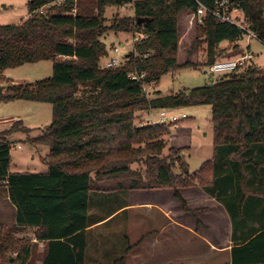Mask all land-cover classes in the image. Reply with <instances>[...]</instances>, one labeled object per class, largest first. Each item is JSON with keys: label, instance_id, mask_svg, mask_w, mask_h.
Instances as JSON below:
<instances>
[{"label": "trees", "instance_id": "obj_1", "mask_svg": "<svg viewBox=\"0 0 264 264\" xmlns=\"http://www.w3.org/2000/svg\"><path fill=\"white\" fill-rule=\"evenodd\" d=\"M58 1L30 0L25 20L0 26V71L53 63L50 78L9 86L11 93L0 95L52 107L51 123L29 144L48 148L45 173H11L7 137L18 130L0 133V192L15 209L17 231L32 229L34 240L43 244L38 259L37 244L28 239L0 238V264H85L90 193L172 189L186 210L178 189L195 181L230 218V264H264V71L249 65L188 91L150 97L145 92L163 75L195 66L177 62L178 15L196 13L198 4L211 10L218 0ZM228 1L264 45V0ZM127 4L133 16L106 25L105 8ZM138 18L150 21L138 24ZM199 24L208 67L218 62L220 43H235L243 35L209 12ZM110 31L146 36L114 68L100 65L108 56L101 39ZM130 74L144 76L134 80ZM197 105L211 107L213 155L190 173L181 158L190 147L186 131L174 127L186 144L170 146L164 156L163 137L170 136V127H137L134 120L137 113ZM135 163L143 165V173L131 170ZM115 180L113 186H101ZM9 254L16 255L12 262Z\"/></svg>", "mask_w": 264, "mask_h": 264}, {"label": "rangeland", "instance_id": "obj_2", "mask_svg": "<svg viewBox=\"0 0 264 264\" xmlns=\"http://www.w3.org/2000/svg\"><path fill=\"white\" fill-rule=\"evenodd\" d=\"M29 1L0 0V26L18 25L25 20L30 13ZM236 15L243 17L239 11L233 17ZM128 16H133L130 5L124 8L109 6L104 10L106 25H110L115 18ZM198 25H200L198 19L190 11H183L178 15L177 62L183 64L188 61L195 66L171 71L163 75L157 83H153V86L148 84L145 87L147 96L150 97L155 92L169 95L181 90L188 91L208 85L220 77V75L209 74L208 66L205 64L207 62L206 44L198 30ZM101 40L108 51V56L100 63L101 67H105L110 59L124 64L125 58L134 52L137 44L133 41L132 34L124 32L110 31ZM217 51L219 52L217 61L249 53L252 56L250 63L246 62L244 67L237 70L243 71L248 65H252L264 71V45L254 38L244 35L235 43L223 41L219 44ZM52 64V61H41L0 71V85L12 83L23 86L48 79L52 76ZM9 92L10 90L4 87L0 95L3 97L9 95L11 93ZM157 113L158 111L137 113L134 125L144 127L156 123ZM170 113L179 120L175 123L176 126H165L170 127L171 133L169 137H163L167 144L163 155H167L170 146L186 144L187 140H184L180 131H176L174 127L186 131L185 133L189 135L190 147L181 158L187 164L190 173L196 172L202 164L211 160L213 155L211 107L197 105L170 110ZM181 114H185L187 118L181 119ZM51 120L52 107L47 103L0 99V133L8 129L18 130L17 133L7 137L10 142L9 171L11 173H45L47 171L43 159L49 152L48 148L29 144L33 137L41 133L38 129L44 130ZM23 127L31 130L24 132ZM130 168L135 172H144L141 163L132 164ZM115 182L116 180L103 181L101 186L105 187L109 184L113 186ZM142 192L146 191L117 190L90 193L89 208L92 218L105 217L108 210L116 206L127 207L125 211L106 223L105 228L101 227L96 235L90 234L89 240L99 238L102 244L110 245L111 248L115 247L116 252H113L111 257L115 260L103 259L102 264H230V260L223 254L210 253L212 252L210 247L197 239V235H201L222 248L229 242L232 243V233H230L232 227L228 216L218 202L202 191L197 181L193 187L178 189L180 194L183 193L186 210L182 209L180 203L170 196L171 189L153 195ZM161 204L170 207L167 209L162 207L163 211L158 210L155 206H161ZM13 216L14 209L6 194L0 192V238L10 235L16 239H28L32 244H37L36 257L40 259L43 248L34 240V231L32 229L17 231L13 224ZM187 236H190L189 239ZM187 239L190 249L185 248ZM104 253L102 251L101 254ZM11 256L14 259L16 255ZM91 261L96 262L94 259Z\"/></svg>", "mask_w": 264, "mask_h": 264}, {"label": "built area", "instance_id": "obj_3", "mask_svg": "<svg viewBox=\"0 0 264 264\" xmlns=\"http://www.w3.org/2000/svg\"><path fill=\"white\" fill-rule=\"evenodd\" d=\"M134 1L135 0H131V2H134ZM60 2L61 0L58 1V3ZM127 5H130V4H127ZM127 5L123 6V8L127 7ZM42 10L43 8H40L38 11H42ZM207 12H209L213 17H215L219 22L229 23V24H232L238 27L241 31H243L242 36L245 35L249 38L256 39V36L247 29V23L243 19V17H239L237 15L233 17V15H235V13L238 12V10L236 8H233V6L229 4L228 0H218L215 3L214 8L211 10L202 6L201 4H198V9L196 13H194V15L198 19L199 23L201 22V17ZM132 36H133V41L137 44L140 43L142 39L146 38V36L142 34L141 32L140 33L134 32ZM251 59H252V56L249 53H247L236 59L218 61L212 64L211 66H209L208 71H209V74H215V75L227 74V73L236 71L238 68L244 67L245 63L246 62L250 63ZM119 65H121L119 61L115 59H110L105 64V67L114 68ZM143 76L144 75L137 76L135 74H130V78L134 80H139ZM151 86H153V83H151ZM180 117L181 119L187 118L185 114H181ZM178 120L179 119L175 115L170 113V110H159L157 113V121L154 124H159V125H164V126H169V125L176 126L175 123L178 122Z\"/></svg>", "mask_w": 264, "mask_h": 264}, {"label": "crops", "instance_id": "obj_4", "mask_svg": "<svg viewBox=\"0 0 264 264\" xmlns=\"http://www.w3.org/2000/svg\"><path fill=\"white\" fill-rule=\"evenodd\" d=\"M18 85V84H17ZM0 90H2L4 87H9V86H15V84H3V85H0ZM1 92V91H0ZM4 91H2L3 93ZM38 131H42V129H38ZM164 190L166 189H159V190H149V191H146V192H142L144 194H147V195H153V194H156V193H161L163 192ZM185 192V191H184ZM180 194V192H179ZM183 194V193H182ZM181 195L182 199H183V196ZM170 196L175 199L174 195H173V190L171 189V192H170ZM208 196V195H207ZM209 197V196H208ZM171 198V199H172ZM185 198V197H184ZM211 198V197H210ZM8 199V198H7ZM186 199V198H185ZM191 199V198H190ZM176 201H178L177 199H175ZM184 200V199H183ZM188 201H190L189 199H187ZM185 201V200H184ZM179 202V201H178ZM216 202V201H215ZM180 203V202H179ZM90 204V203H89ZM164 204V203H163ZM163 204H161V206H155L158 210H161L163 211V208L162 207H165L166 209L169 208L170 206H164ZM178 205V204H177ZM181 205V204H180ZM172 207V206H171ZM222 207V206H221ZM127 207L126 206H116V208L114 209H109L108 212L106 213L105 217L101 216L99 218H92L91 217V214H90V211L91 209L89 208L88 209V216H89V220H88V227L86 229V241H87V248H86V253H85V258H84V261L86 264H102L101 263V260L103 259H107V261H109L110 259H112V261H114L115 259L111 258L113 256V252H116L115 250V247L111 248L110 245H106V244H102L101 240L99 238H94L93 241L89 240V237H90V234H94L96 235V233L101 229V227L105 228V226L107 225L106 223H108L111 219H113L117 214L125 211ZM223 208V207H222ZM14 209V208H13ZM183 209V208H182ZM224 209V208H223ZM110 210H112L110 212ZM168 211V210H167ZM166 211V212H167ZM225 211V209H224ZM165 212V213H166ZM14 213H15V209H14ZM226 215L228 216L227 212L225 211ZM165 215V214H164ZM166 217V216H165ZM228 219L230 220L229 216H228ZM230 225H231V221H230ZM28 230H30L29 228H27ZM163 229V228H162ZM230 233L231 230H230ZM191 235V234H190ZM195 235V234H194ZM197 239H200L203 241V243H205L206 245H208L211 249L212 254L214 253H219V254H223V256H225L228 260H230V250L232 248V243L229 242L228 245H226L225 247H220L219 244H214L213 242L209 241L206 237H203L201 235H197ZM188 239L190 236H187ZM186 241V244H185V248H189L190 249V244H189V241ZM109 244V243H108ZM39 245L42 246L43 248V244L39 243ZM216 252H213L215 251ZM103 252H105L104 254H101ZM190 251V250H189ZM188 252V250H187ZM186 252V253H187ZM187 255H189L187 253ZM115 256V255H114ZM91 259H94L96 262H92ZM97 262V260H99ZM111 261V262H112Z\"/></svg>", "mask_w": 264, "mask_h": 264}, {"label": "water", "instance_id": "obj_5", "mask_svg": "<svg viewBox=\"0 0 264 264\" xmlns=\"http://www.w3.org/2000/svg\"><path fill=\"white\" fill-rule=\"evenodd\" d=\"M150 21L149 18H138L137 19V23L138 24H145L146 22ZM8 258H9V261L12 262L13 261V258L11 256V254L8 255Z\"/></svg>", "mask_w": 264, "mask_h": 264}]
</instances>
